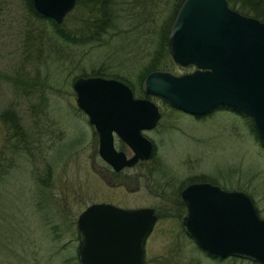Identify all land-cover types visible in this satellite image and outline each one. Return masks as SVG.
<instances>
[{"label":"rangeland","instance_id":"rangeland-1","mask_svg":"<svg viewBox=\"0 0 264 264\" xmlns=\"http://www.w3.org/2000/svg\"><path fill=\"white\" fill-rule=\"evenodd\" d=\"M173 3L116 0L124 18L102 44H52L55 50L45 47L39 60L27 62L22 36L32 16L24 0H0V264H78L76 219L93 202L155 208L146 264H259L207 256L183 231L187 210L177 201L186 183L206 179L249 194L264 218V147L246 116L217 107L197 117L150 97L161 112L157 126L144 130L153 154L115 172L99 156L98 134L77 106L73 81L102 67L107 77L129 79L134 95L144 97L141 70L169 34ZM76 15L67 14L66 25ZM173 63L167 71L174 74L195 69ZM18 131L25 133L24 149ZM115 145L132 155L118 137Z\"/></svg>","mask_w":264,"mask_h":264},{"label":"water","instance_id":"water-1","mask_svg":"<svg viewBox=\"0 0 264 264\" xmlns=\"http://www.w3.org/2000/svg\"><path fill=\"white\" fill-rule=\"evenodd\" d=\"M76 0H32L35 10L61 23ZM167 45L191 72L150 71L142 90L172 108L203 116L218 106L248 115L264 143V21L229 6L228 0H184L171 25ZM72 87L78 108L98 134V154L119 172L147 160L153 143L142 131L160 118L158 105L136 97L122 80L100 75L77 77ZM133 155L118 150L114 135ZM187 209L186 234L218 258L244 257L264 264V218L242 190L191 182L180 192ZM150 206L124 208L94 202L78 215L79 264H146L145 241L157 221Z\"/></svg>","mask_w":264,"mask_h":264},{"label":"trees","instance_id":"trees-1","mask_svg":"<svg viewBox=\"0 0 264 264\" xmlns=\"http://www.w3.org/2000/svg\"><path fill=\"white\" fill-rule=\"evenodd\" d=\"M183 1L184 0H174L173 12L172 14H169L170 25H172L176 13ZM115 2L116 0H76L73 9L67 14L77 15L73 18L74 21L71 23V25L68 26L66 25V21L68 19L65 20L64 18L61 23H57L52 18L43 16L38 13L33 6L32 0H24V4L27 10L26 12L27 14H30L32 16V22L29 19L28 22L25 23L24 32L22 36V44L24 47V51L27 54V56L25 57L24 53L25 60L27 62H30L31 59H34V61L39 60L40 52L44 51L45 47H48V49L55 50V48L51 46L52 44L56 46H73L80 48L86 44H102V42L104 41L103 37L106 36L107 32L110 29L114 28L116 22H119L124 18L123 15L118 14L121 9L118 5H121L122 1H120V4L118 5L115 4ZM228 2L230 5L232 4L233 8L237 9L238 11L244 14H252L257 18L264 20V0H228ZM167 37V33H164L161 37V43L159 44V48L156 50L154 49V51L150 49V53H148V55L150 56L149 60L145 63L144 67L141 70L140 77L142 78L139 81L140 85L145 75L150 71L172 69L174 63L169 53ZM92 75H101L106 77L111 76L107 75L106 72H104L103 67L99 70H95ZM123 79L125 80V82H130L129 79ZM25 84L26 83L24 82V85ZM135 89H137V91L139 90L140 93L142 92L140 88ZM144 97L148 96L144 94ZM219 108L233 110V108H230L228 106H219ZM238 112L249 119V127L252 134L254 135L255 139L260 142V145L264 147V143L259 138L256 133V130L253 127L251 118L240 111ZM39 132L40 128H36L35 134ZM41 132L44 134V131L41 130ZM17 133H19V131L14 132L16 136L18 135L16 140L20 139L21 146L19 147L21 149H24L26 147L25 133ZM16 146L18 147V144ZM5 168L7 167H3L2 173H6ZM1 178L2 177H0V180ZM198 180L207 181L206 179ZM177 199L178 205H180L185 210L184 202L180 200L179 197ZM207 255L211 258L215 257L210 254Z\"/></svg>","mask_w":264,"mask_h":264},{"label":"flooded vegetation","instance_id":"flooded-vegetation-1","mask_svg":"<svg viewBox=\"0 0 264 264\" xmlns=\"http://www.w3.org/2000/svg\"><path fill=\"white\" fill-rule=\"evenodd\" d=\"M160 111V110H159ZM193 116H195V115H193ZM198 117V116H197ZM160 118H161V112H160ZM160 118H159V120H160ZM158 120V121H159ZM158 121H157V123H156V125L154 126V127H156L157 126V124H158ZM153 127V128H154ZM153 128H151V129H153ZM145 130H150V129H145ZM143 132V134H144V130L142 131ZM145 135V134H144ZM146 136V135H145ZM116 137H118L116 134L114 135V144H115V139H116ZM147 137V136H146ZM148 138V137H147ZM150 139V138H149ZM151 140V139H150ZM152 141V140H151ZM124 142V141H123ZM125 143V142H124ZM152 143H153V146H154V149H155V145H154V142L152 141ZM125 145L128 147V145L125 143ZM115 147H116V145H115ZM129 148V147H128ZM130 149V148H129ZM154 149H153V151H154ZM123 151V150H122ZM125 152V151H124ZM132 155H133V153H132ZM131 155V156H132ZM128 156V155H127ZM128 157H130V156H128ZM150 159V158H149ZM148 160V159H147ZM139 162H144V161H142V160H139L137 163H139ZM136 163V164H137ZM135 164V165H136ZM134 166V165H133ZM111 167V166H110ZM132 167V166H131ZM126 168H130V167H126ZM192 182H208V181H192ZM189 183H191V182H189ZM211 183V182H210ZM186 184H188V183H186ZM185 184V185H186ZM214 184V183H213ZM184 185V186H185ZM218 185V184H217ZM183 186V187H184ZM220 186V185H219ZM221 187V186H220ZM223 188V187H222ZM181 197V196H180ZM182 200V199H181ZM183 201V200H182ZM184 202V201H183ZM185 204V203H184ZM185 207H186V205H185ZM155 209V208H154ZM206 254H209V253H207V252H205ZM208 256V255H207ZM213 256V255H212ZM214 259H219L218 257H213Z\"/></svg>","mask_w":264,"mask_h":264}]
</instances>
